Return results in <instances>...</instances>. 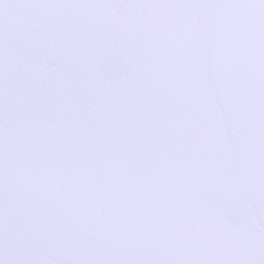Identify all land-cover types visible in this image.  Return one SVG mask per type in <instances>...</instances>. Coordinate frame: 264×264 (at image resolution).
I'll return each instance as SVG.
<instances>
[{
  "label": "snow or ice",
  "instance_id": "6c2138e0",
  "mask_svg": "<svg viewBox=\"0 0 264 264\" xmlns=\"http://www.w3.org/2000/svg\"><path fill=\"white\" fill-rule=\"evenodd\" d=\"M0 264H264V0H0Z\"/></svg>",
  "mask_w": 264,
  "mask_h": 264
}]
</instances>
